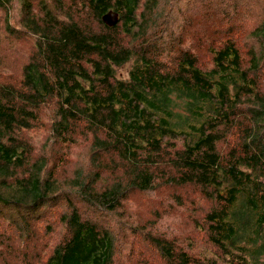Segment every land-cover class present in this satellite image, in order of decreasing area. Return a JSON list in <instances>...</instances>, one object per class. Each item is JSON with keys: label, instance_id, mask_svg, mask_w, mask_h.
Returning <instances> with one entry per match:
<instances>
[{"label": "trees", "instance_id": "16d2710c", "mask_svg": "<svg viewBox=\"0 0 264 264\" xmlns=\"http://www.w3.org/2000/svg\"><path fill=\"white\" fill-rule=\"evenodd\" d=\"M247 1L234 16L221 9L231 26L206 17L195 36L204 60L194 43L164 52L153 20L160 0H0L8 34L36 38L19 82L0 81V210L14 215L27 248L42 253L36 227L54 223L64 238L47 264H115L117 232L79 206L109 215L133 191L174 185L207 204L193 221L208 250L153 236L166 264H264V16ZM16 2L18 30L9 22ZM109 12L119 16L113 27L102 20ZM45 108L47 148L88 141L92 177L79 170L63 188L49 159L36 157L29 137Z\"/></svg>", "mask_w": 264, "mask_h": 264}, {"label": "rangeland", "instance_id": "374dc122", "mask_svg": "<svg viewBox=\"0 0 264 264\" xmlns=\"http://www.w3.org/2000/svg\"><path fill=\"white\" fill-rule=\"evenodd\" d=\"M33 1L37 3L41 0ZM256 1L263 8L261 16H264V0ZM246 4L250 3L247 0H237L236 3L231 0H160L153 20L165 30L159 38L164 52L169 51L172 42L180 41L183 45L194 43L196 53L207 60L208 54L204 51L206 46L202 42L195 44V36L202 40L201 31L207 26L206 17L214 15L215 19H208L211 26H231V23L222 19L223 14L234 16L237 7L242 9ZM224 7V13H221ZM34 8L39 11V7ZM19 14L20 4L16 2L9 21L16 30L21 18ZM35 40L32 34L21 31H18V36L9 35L5 29V13L0 10V81L19 82L27 56L35 50ZM253 45L256 43L251 38L250 47ZM128 68L126 66L119 72L127 76ZM52 112V109L43 110L42 127L32 132L29 138L36 146V157H47L51 166H54V173L60 185L68 188L74 184L71 181L79 170L85 177L93 176L95 167L90 162V143L77 139L75 144L55 142L47 148L44 143L50 133V121L47 116ZM233 142L231 139L230 143ZM226 147L227 144L223 145L222 149L225 150ZM112 170L115 171L116 168L112 167ZM114 179L110 176L100 180L95 187L104 188ZM189 191L191 190L188 188L182 189L174 185L163 186L157 192L133 191L128 199L124 200L123 209L109 215L87 212L78 206L84 218L96 219L102 227L117 232L115 264H166L153 244V236L176 240L181 248L192 254L201 252L200 254L204 255L208 250L205 234L195 228L193 221L195 214L198 219L204 217L207 204L198 200V195L194 193L187 199ZM191 198L197 200L198 209L188 201ZM36 230L40 237L37 244H43L42 253L39 254L35 244L27 248L29 243L24 240V235L15 224L14 215L5 209L0 210V264H47L53 249L63 242V231L61 228H55L54 223L46 222L39 223Z\"/></svg>", "mask_w": 264, "mask_h": 264}, {"label": "water", "instance_id": "95a60500", "mask_svg": "<svg viewBox=\"0 0 264 264\" xmlns=\"http://www.w3.org/2000/svg\"><path fill=\"white\" fill-rule=\"evenodd\" d=\"M103 22L108 26H115L119 21V16L115 12H109L102 18Z\"/></svg>", "mask_w": 264, "mask_h": 264}]
</instances>
